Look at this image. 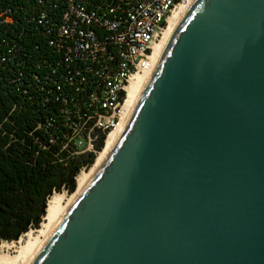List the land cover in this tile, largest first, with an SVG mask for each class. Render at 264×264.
I'll return each instance as SVG.
<instances>
[{
	"label": "water",
	"instance_id": "water-1",
	"mask_svg": "<svg viewBox=\"0 0 264 264\" xmlns=\"http://www.w3.org/2000/svg\"><path fill=\"white\" fill-rule=\"evenodd\" d=\"M32 264H264V0H196Z\"/></svg>",
	"mask_w": 264,
	"mask_h": 264
},
{
	"label": "trees",
	"instance_id": "trees-1",
	"mask_svg": "<svg viewBox=\"0 0 264 264\" xmlns=\"http://www.w3.org/2000/svg\"><path fill=\"white\" fill-rule=\"evenodd\" d=\"M65 8L64 0H0V245L39 229L49 199L75 192L82 168L96 160L66 144L54 91L62 55L49 41Z\"/></svg>",
	"mask_w": 264,
	"mask_h": 264
},
{
	"label": "built area",
	"instance_id": "built-area-1",
	"mask_svg": "<svg viewBox=\"0 0 264 264\" xmlns=\"http://www.w3.org/2000/svg\"><path fill=\"white\" fill-rule=\"evenodd\" d=\"M64 1L62 21L49 41L62 55L53 71L60 78L54 91L63 102L66 144L97 157L100 139L104 147L126 115L132 81L153 71L156 46L189 0Z\"/></svg>",
	"mask_w": 264,
	"mask_h": 264
},
{
	"label": "bare ground",
	"instance_id": "bare-ground-1",
	"mask_svg": "<svg viewBox=\"0 0 264 264\" xmlns=\"http://www.w3.org/2000/svg\"><path fill=\"white\" fill-rule=\"evenodd\" d=\"M195 1L196 0H189L187 5L181 6L179 10L176 11L171 17L167 31L165 32L161 42L155 48V66L153 71L137 76L132 81L128 89L129 102L124 119L110 133L106 139L103 150L98 154L91 168L79 175L75 192L70 195L67 193H55L49 199L47 215L45 217V221L41 225V228L28 232L26 234V238H24V240L21 238L18 245L15 242H4L0 246V264H32L50 235L69 211L74 201L91 182L92 178L95 176L107 155L111 151L112 147L123 132L138 99L140 98L145 86L156 69L160 59L165 53L169 42ZM12 249H14V251L10 252Z\"/></svg>",
	"mask_w": 264,
	"mask_h": 264
},
{
	"label": "rangeland",
	"instance_id": "rangeland-1",
	"mask_svg": "<svg viewBox=\"0 0 264 264\" xmlns=\"http://www.w3.org/2000/svg\"><path fill=\"white\" fill-rule=\"evenodd\" d=\"M97 156H98V155H97ZM96 158H97V157H96ZM90 168H91V167H90ZM87 170H89V168H88ZM87 170H86V171H87ZM80 174H81V173H80ZM61 193L64 194V193H67V191H63V192H61ZM67 194H69V193H67ZM69 195H70V194H69ZM48 202H49V201H48ZM45 217H46V216H45ZM44 221H45V220H44ZM44 221H43V222H44ZM43 222H42V223H43ZM40 228H41V227H40ZM33 230H38V229H31L30 231H33ZM30 231H29V232H30ZM27 233H28V232H27ZM27 233H26V234H27ZM26 234H24V235L21 237L23 240H24V238H26ZM21 238L19 239V241L15 242L17 245L19 244ZM4 242H6V241H4ZM4 242H2L1 245H2ZM9 243H12V242H9ZM1 245H0V246H1ZM13 251H14V249L10 250V252H13Z\"/></svg>",
	"mask_w": 264,
	"mask_h": 264
}]
</instances>
